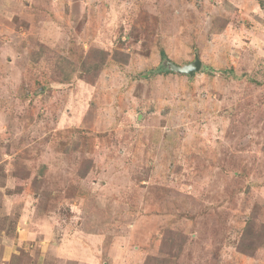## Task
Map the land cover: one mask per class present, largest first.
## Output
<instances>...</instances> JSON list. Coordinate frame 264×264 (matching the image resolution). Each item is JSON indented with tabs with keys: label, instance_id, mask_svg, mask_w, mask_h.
Returning <instances> with one entry per match:
<instances>
[{
	"label": "rangeland",
	"instance_id": "374dc122",
	"mask_svg": "<svg viewBox=\"0 0 264 264\" xmlns=\"http://www.w3.org/2000/svg\"><path fill=\"white\" fill-rule=\"evenodd\" d=\"M0 264H264V0H0Z\"/></svg>",
	"mask_w": 264,
	"mask_h": 264
},
{
	"label": "trees",
	"instance_id": "16d2710c",
	"mask_svg": "<svg viewBox=\"0 0 264 264\" xmlns=\"http://www.w3.org/2000/svg\"><path fill=\"white\" fill-rule=\"evenodd\" d=\"M92 50L97 51L99 54L98 56H96V58L98 59V62H99L98 65L92 63V62H94L93 59H92V62L91 61L87 62V58L89 57V52L86 55L87 57H84V60H82V67L79 69H76L78 66L75 65L72 61H70L71 64L74 66L73 69H76L79 72V74H80L79 76L81 78L85 79L89 76H92V78L98 77L100 75L99 70H101V68H103L105 66V64L108 60V57H109L108 51H106L104 49H98V48H96V49L92 48ZM48 52H50L48 48L42 47L41 50L38 51L37 53L39 54L40 58H42L43 56H46L47 59H50V56L47 55ZM91 53H92V51H91ZM120 55H121V53L118 50L114 51V53L111 54L112 58H114L118 61L123 59V58L122 59L120 58ZM162 56H163V58H167L166 54L163 52H162ZM56 60L58 61V59L55 58L54 64L52 66L54 67L55 73L61 75L62 71H63V66L59 65V61L56 63ZM121 62H123V61H121ZM124 62H127V61H125V59H124ZM94 63H96V62H94ZM168 72H172V71L171 70H165V73H168ZM60 78L62 81H69L71 79V75H67V76L65 75V76H62Z\"/></svg>",
	"mask_w": 264,
	"mask_h": 264
},
{
	"label": "water",
	"instance_id": "95a60500",
	"mask_svg": "<svg viewBox=\"0 0 264 264\" xmlns=\"http://www.w3.org/2000/svg\"><path fill=\"white\" fill-rule=\"evenodd\" d=\"M165 65V66H164ZM165 70L178 71L180 73H190L193 74L195 71L199 70L201 67V60L196 57L195 61L188 66H179L173 62L165 61L163 64Z\"/></svg>",
	"mask_w": 264,
	"mask_h": 264
}]
</instances>
